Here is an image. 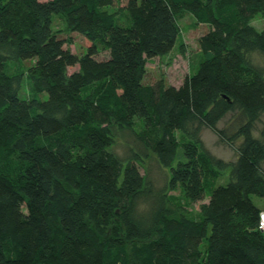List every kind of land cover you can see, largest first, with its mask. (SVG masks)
I'll list each match as a JSON object with an SVG mask.
<instances>
[{
    "label": "trees",
    "instance_id": "1",
    "mask_svg": "<svg viewBox=\"0 0 264 264\" xmlns=\"http://www.w3.org/2000/svg\"><path fill=\"white\" fill-rule=\"evenodd\" d=\"M184 13L208 26L202 58L178 85L146 82ZM258 17L264 0H0V264H264ZM63 32L84 37L82 55ZM203 127L236 160L210 153ZM150 155L166 183L142 173ZM170 191L208 200L174 215Z\"/></svg>",
    "mask_w": 264,
    "mask_h": 264
},
{
    "label": "rangeland",
    "instance_id": "2",
    "mask_svg": "<svg viewBox=\"0 0 264 264\" xmlns=\"http://www.w3.org/2000/svg\"><path fill=\"white\" fill-rule=\"evenodd\" d=\"M127 0H120V4L124 5ZM181 26L180 41L177 47L168 55L163 57H156L152 59L147 65L146 82L155 83L159 79L163 78L166 84H180L185 76L192 71L193 64H197L202 58L201 50L198 43L199 36L208 30V26L204 24L196 25L194 16L191 13H184L179 18ZM255 25L259 28L264 26V19L258 17L254 21ZM64 37L70 38L72 43L68 47L80 55L85 52L84 37L78 33H65L61 34ZM105 52L99 55L100 58L106 57ZM251 60L258 65L264 63L263 56L259 54H253ZM78 66L70 67L69 72L77 69ZM21 96L24 98H31L33 91L31 83L28 80H24L21 87ZM234 121L232 114H228L226 118L220 121L219 127L226 129L227 133H230L234 127ZM264 127L263 121L258 123V128L255 131L256 135H260L261 129ZM201 140L203 146L213 155L226 161L236 160L237 154L233 147L223 142L219 136L210 128L203 127L201 131ZM126 140L120 137L114 147L115 151L122 156L126 155L127 147ZM146 167V168H145ZM145 167L141 166V171L147 176V179L152 180L153 183L161 185L167 182L168 172L162 168L154 156L150 155L145 162ZM227 174L223 177L222 181H226ZM169 197V211L171 214L178 215L186 213L191 216H199L201 212V205L207 202L208 199L202 201H188L184 199L179 191H170ZM254 201L259 206H264V198L259 196H253Z\"/></svg>",
    "mask_w": 264,
    "mask_h": 264
},
{
    "label": "built area",
    "instance_id": "3",
    "mask_svg": "<svg viewBox=\"0 0 264 264\" xmlns=\"http://www.w3.org/2000/svg\"><path fill=\"white\" fill-rule=\"evenodd\" d=\"M260 228L264 231V213L261 215Z\"/></svg>",
    "mask_w": 264,
    "mask_h": 264
}]
</instances>
